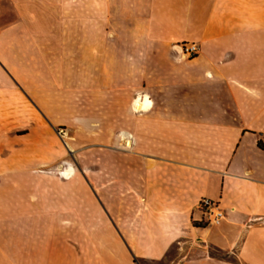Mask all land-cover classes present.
<instances>
[{"label":"crops","instance_id":"crops-1","mask_svg":"<svg viewBox=\"0 0 264 264\" xmlns=\"http://www.w3.org/2000/svg\"><path fill=\"white\" fill-rule=\"evenodd\" d=\"M142 9L104 51L89 20L82 51L45 0H0V264H136L194 240L236 258L179 264H264V0ZM65 124L87 134V176Z\"/></svg>","mask_w":264,"mask_h":264},{"label":"rangeland","instance_id":"rangeland-1","mask_svg":"<svg viewBox=\"0 0 264 264\" xmlns=\"http://www.w3.org/2000/svg\"><path fill=\"white\" fill-rule=\"evenodd\" d=\"M45 2H48L52 13L58 14L60 18L66 20V23L71 21V25H74L79 30L82 51L84 46L87 45L85 39L89 35V20L92 21L93 25L96 24L97 49L99 52L105 50L106 29L107 31L109 29L120 30L121 19L135 21L139 19L141 21L140 17H142L143 11V0H45ZM105 20H112L113 26L106 27ZM145 49H152L151 45L145 44ZM68 127L69 125L65 124L55 128L59 145L64 150V158L72 165H75L74 167L78 174L82 173L87 176V171H83V173L77 170L76 166L78 164H87L88 162L87 148L89 140L87 134H84L85 136L82 135L83 133L76 134L72 130L73 128L69 130ZM64 142L68 143L70 149L67 148ZM62 162V159H59L55 164ZM40 168H45V165H40ZM38 173L41 172L38 171ZM213 256L228 260H235L236 258L232 252L226 253L194 240L192 242L182 241L176 244L160 260L141 259L139 264H179L185 259H200Z\"/></svg>","mask_w":264,"mask_h":264},{"label":"built area","instance_id":"built-area-1","mask_svg":"<svg viewBox=\"0 0 264 264\" xmlns=\"http://www.w3.org/2000/svg\"><path fill=\"white\" fill-rule=\"evenodd\" d=\"M174 49L175 51L186 56L187 58L196 56L200 51L199 45L195 42L179 43L174 45ZM262 134L264 135V128L262 130ZM199 207L203 210V221L206 224L218 223L223 216V211L219 207L218 203L209 198H202L199 201Z\"/></svg>","mask_w":264,"mask_h":264},{"label":"bare ground","instance_id":"bare-ground-1","mask_svg":"<svg viewBox=\"0 0 264 264\" xmlns=\"http://www.w3.org/2000/svg\"><path fill=\"white\" fill-rule=\"evenodd\" d=\"M134 108H138V101L135 99L134 101ZM66 146L68 149H70V146L68 145V143H66ZM59 170H61L62 174L65 177H69L70 175H72L74 169L72 166L66 167V168H61L60 166L58 167Z\"/></svg>","mask_w":264,"mask_h":264},{"label":"trees","instance_id":"trees-1","mask_svg":"<svg viewBox=\"0 0 264 264\" xmlns=\"http://www.w3.org/2000/svg\"><path fill=\"white\" fill-rule=\"evenodd\" d=\"M258 145H259L260 147H264V142H259ZM213 257H215V256H213ZM140 260H141V259L136 258V257L133 258V261H134L136 264H139V261H140Z\"/></svg>","mask_w":264,"mask_h":264}]
</instances>
